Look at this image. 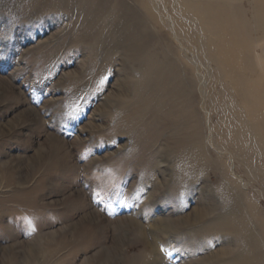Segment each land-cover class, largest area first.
<instances>
[{
  "label": "rangeland",
  "instance_id": "obj_1",
  "mask_svg": "<svg viewBox=\"0 0 264 264\" xmlns=\"http://www.w3.org/2000/svg\"><path fill=\"white\" fill-rule=\"evenodd\" d=\"M193 2L232 69L179 0H0V264H264V0Z\"/></svg>",
  "mask_w": 264,
  "mask_h": 264
},
{
  "label": "bare ground",
  "instance_id": "obj_2",
  "mask_svg": "<svg viewBox=\"0 0 264 264\" xmlns=\"http://www.w3.org/2000/svg\"><path fill=\"white\" fill-rule=\"evenodd\" d=\"M218 1H222V0H218ZM229 1L232 3L236 0H229ZM179 2L180 3H178V4L183 3V5L181 4V6H183V8L182 9L179 8L180 11L184 15H187V16L194 13V15H193L194 18L201 23V25H202L201 27H204L205 32L208 34V36H209L208 39H210V41L216 45L217 50L219 52L218 60L220 62V63H218V65L222 69L225 67L232 69L233 64H231V63H233V61H235L238 54H234V52L232 54L231 49L229 50L228 47L226 46V44L228 45V43H229V38H228L229 35L230 34L234 35L235 40L237 39L236 41L241 40L242 49L247 50V47L249 46V41L246 38L247 33H248L247 32V30H248L247 26L245 25V23L243 21L241 22V20L239 18V14L235 12L236 11L235 8L231 4H229V5L223 4L222 5V4H220V2L219 3H216V2L215 3L214 2H203L202 3V2H193V0H179ZM258 5L260 6V4H258ZM169 7H170V5H169ZM259 9L260 10L255 11L256 12L255 17L257 19L256 25H259L258 28L260 26L262 27L264 25V12H263L264 10L262 8H259ZM223 20L227 22V26L226 25L222 26L221 24H219ZM242 54L243 53H241L242 57L245 56ZM237 61L238 60H236V62ZM259 93H258V98L261 97V100L264 99V98H262L261 95H259ZM258 118L256 117V121L253 120L255 122H252L251 124L247 123V125H246V124L242 123L244 125V126H242L243 127L242 129H244V130L242 131L243 134L241 135V137L242 136L243 137L244 136H246V137L250 136L251 140H252V138H253V140H256L258 138H262L264 140V117L259 115ZM248 125H250V126H248ZM246 129H248V130H246ZM251 135H253V136H251ZM243 137H242V139H243ZM239 139L240 138H238V140ZM250 139L248 138L246 140L248 141ZM242 142H245V141H242Z\"/></svg>",
  "mask_w": 264,
  "mask_h": 264
}]
</instances>
